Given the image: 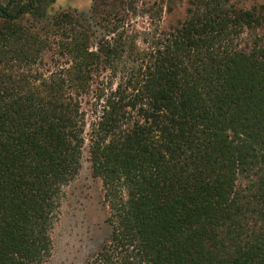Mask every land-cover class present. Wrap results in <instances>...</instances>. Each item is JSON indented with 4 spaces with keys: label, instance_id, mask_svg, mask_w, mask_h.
I'll return each instance as SVG.
<instances>
[{
    "label": "trees",
    "instance_id": "obj_1",
    "mask_svg": "<svg viewBox=\"0 0 264 264\" xmlns=\"http://www.w3.org/2000/svg\"><path fill=\"white\" fill-rule=\"evenodd\" d=\"M0 0V264L51 255L85 134L109 232L83 264H264V2ZM87 106V108H85Z\"/></svg>",
    "mask_w": 264,
    "mask_h": 264
},
{
    "label": "rangeland",
    "instance_id": "obj_2",
    "mask_svg": "<svg viewBox=\"0 0 264 264\" xmlns=\"http://www.w3.org/2000/svg\"><path fill=\"white\" fill-rule=\"evenodd\" d=\"M190 0H137V27L175 23L185 15ZM264 0H238L242 6ZM91 0H55L51 10L78 8L86 10ZM87 108V106H85ZM81 167L74 179L62 188L60 206L51 229L52 251L43 264H83L107 237L108 207L102 183L94 176L88 157V135Z\"/></svg>",
    "mask_w": 264,
    "mask_h": 264
}]
</instances>
